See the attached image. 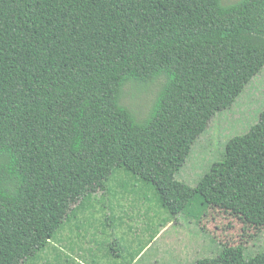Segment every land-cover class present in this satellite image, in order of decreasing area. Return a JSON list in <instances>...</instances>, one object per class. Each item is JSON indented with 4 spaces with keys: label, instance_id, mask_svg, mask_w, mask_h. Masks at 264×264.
Returning a JSON list of instances; mask_svg holds the SVG:
<instances>
[{
    "label": "trees",
    "instance_id": "16d2710c",
    "mask_svg": "<svg viewBox=\"0 0 264 264\" xmlns=\"http://www.w3.org/2000/svg\"><path fill=\"white\" fill-rule=\"evenodd\" d=\"M263 68L264 0H0V264L34 260L119 172L171 216L214 207L264 228V111L195 187L175 179ZM159 82L144 117L123 103ZM220 250L195 264H264Z\"/></svg>",
    "mask_w": 264,
    "mask_h": 264
},
{
    "label": "rangeland",
    "instance_id": "374dc122",
    "mask_svg": "<svg viewBox=\"0 0 264 264\" xmlns=\"http://www.w3.org/2000/svg\"><path fill=\"white\" fill-rule=\"evenodd\" d=\"M159 84H129L123 103L144 117ZM262 111L264 68L230 108L212 118L175 179L195 187L221 158L227 142L248 132ZM79 204L77 209L72 207L75 210L45 249L27 264H195L218 256L222 247L237 246L249 256L264 254V228L214 207L193 205L171 216L159 207L151 185L122 172L109 179L104 192L89 194Z\"/></svg>",
    "mask_w": 264,
    "mask_h": 264
}]
</instances>
